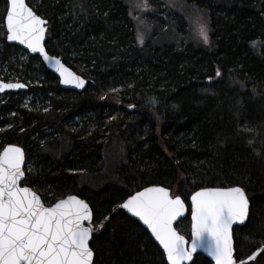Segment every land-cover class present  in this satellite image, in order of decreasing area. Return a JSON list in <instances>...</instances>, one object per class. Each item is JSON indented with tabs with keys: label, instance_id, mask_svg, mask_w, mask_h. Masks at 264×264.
<instances>
[{
	"label": "trees",
	"instance_id": "16d2710c",
	"mask_svg": "<svg viewBox=\"0 0 264 264\" xmlns=\"http://www.w3.org/2000/svg\"><path fill=\"white\" fill-rule=\"evenodd\" d=\"M187 1L209 15L207 49L137 48L119 0L76 7L73 0H27L47 21L46 50L87 80L76 93L62 90L37 57L11 60L20 49L6 44L7 3L0 0V78L27 85L0 98V150L23 149L21 185L45 205L76 195L93 210L94 226L109 216L89 243L93 264H166L148 233L117 209L151 185L184 200L187 216L176 229L187 238L193 192L242 188L250 209L245 225L233 229L234 257L264 246V0ZM78 117L90 124L75 132L67 125ZM111 147L118 151L111 183L83 184V175L104 170ZM33 152L36 172L28 168ZM191 264L212 263L197 254ZM247 264H264V255Z\"/></svg>",
	"mask_w": 264,
	"mask_h": 264
},
{
	"label": "snow or ice",
	"instance_id": "6c2138e0",
	"mask_svg": "<svg viewBox=\"0 0 264 264\" xmlns=\"http://www.w3.org/2000/svg\"><path fill=\"white\" fill-rule=\"evenodd\" d=\"M7 5V41H18L43 56L59 72L61 83L84 87L80 76L45 51L41 42L46 21L26 0H7ZM137 7H147V0ZM198 35L205 44L209 42L206 25L198 26ZM138 40L143 42L139 34ZM24 87L19 82L0 81V92ZM23 164L21 148L9 145L0 152V264H93L89 241L104 223L94 226L93 210L76 195L46 207L35 191L19 186L25 177ZM119 207L147 226L162 246L168 264L192 261L199 248L205 249L216 264H236L230 229L234 222L245 220L248 210V200L240 187L203 188L191 196L190 245L173 226L184 213L185 202L179 195L171 196L167 188L147 187L130 195ZM258 255H264V248L247 260L255 261ZM240 264L247 262L242 260Z\"/></svg>",
	"mask_w": 264,
	"mask_h": 264
},
{
	"label": "rangeland",
	"instance_id": "374dc122",
	"mask_svg": "<svg viewBox=\"0 0 264 264\" xmlns=\"http://www.w3.org/2000/svg\"><path fill=\"white\" fill-rule=\"evenodd\" d=\"M119 1L127 9L129 19L133 26L134 44L137 48H144L148 45L153 48H162L166 46L182 48L191 46L194 49H207V47L210 46L211 28L209 15L205 9L197 7L194 4L189 3L187 0H147V7H137L138 4L143 3V0ZM78 5H80V0H73V6L76 7ZM161 8L163 9L162 12H160ZM57 20L59 21L61 19L57 18ZM201 24L207 26L209 38L207 44H205L198 35V26ZM138 34L142 37V43L138 40ZM26 56H28V54L20 49L19 52L11 54V60L20 63L25 60ZM3 72V76H11L12 74L11 71L6 72L4 70ZM2 78L3 77L1 76L0 79ZM36 79H39L38 81H40L42 80V77L37 74L35 81H37ZM115 91L116 90L114 89V91L111 92ZM30 98L31 96L29 94L24 95L22 97L23 103L28 104ZM111 100L114 105L118 103V99L116 98H112ZM36 106L44 107L45 104L38 100L36 101ZM85 121L86 120H81L78 117L74 119V124L68 123L67 127H69L70 130L77 132L84 128L82 122ZM86 124H90V122L86 121ZM48 133H53L54 135V130L47 129L45 134ZM111 148L110 151H112L108 156L109 159L107 163H105L104 170L93 175H83L81 179L83 184H87L93 189H97L102 186L100 184H103V182L111 183L114 173V160H117L118 157L117 147ZM31 157L28 168L35 170L36 172L41 166H36L34 152ZM45 196L46 195L43 197Z\"/></svg>",
	"mask_w": 264,
	"mask_h": 264
},
{
	"label": "water",
	"instance_id": "95a60500",
	"mask_svg": "<svg viewBox=\"0 0 264 264\" xmlns=\"http://www.w3.org/2000/svg\"><path fill=\"white\" fill-rule=\"evenodd\" d=\"M6 3H7V0H6ZM26 3H27V0H26ZM8 6V5H7ZM7 8V7H6ZM6 16V11H5V15H4V17ZM43 19V18H42ZM45 20V19H44ZM46 21V20H45ZM3 27H4V31H5V41H6V44H8V45H10V46H16V47H18V48H20L21 50H23V51H25L27 54H28V56H31V57H37L39 60H40V62H41V64L43 65V67L45 68V70L46 71H48V72H50L53 76H55V78L57 79V81H58V85H59V87L62 89V90H67V91H72V92H76V93H81L85 88H86V85H87V80L86 79H84L83 77H81L80 75H78V74H76L73 70H71L67 65H65L58 57H56V56H54V55H51L47 50H46V48H45V41H46V34H47V30H48V27H47V21H46V25H45V34H44V38H43V40H42V45H43V47H44V49H45V51L47 52V54L50 56V57H55L56 59H59L63 64H64V66L65 67H67V68H69L72 72H74L76 75H78V76H80L81 77V79L82 80H84L85 81V84H84V87H82V88H77L74 84H63V83H61V77H60V74H59V72H57L56 70H55V67L53 66V65H51V64H49L47 61H45L44 60V58H43V56H41L39 53H32L29 49H27V47L25 46V45H21V44H19V42L18 41H7V39H6V22H5V19L3 18ZM0 81H2V82H6V81H3V80H1L0 79ZM15 82H17V81H14L13 83H15ZM19 83H21V84H24V83H22V82H19ZM25 85V87L24 88H20V89H5L3 92H0V96H3V95H5V94H7V93H21V92H25L26 90H27V85L26 84H24ZM9 145H12V146H16V147H19V146H17V145H13V144H8V145H5L4 147H6V146H9ZM3 147V148H4ZM3 148L0 150V152H2L3 151ZM19 148H21V147H19ZM22 149V148H21ZM22 151H23V149H22ZM23 153H24V151H23ZM24 164H25V156H24ZM24 164L22 165V167L24 168ZM24 180V179H23ZM22 180V181H23ZM22 183V182H21ZM21 183L19 184V186L20 187H25V186H22L21 185ZM27 187V186H26ZM147 187H162V186H156V185H151V186H146V187H143V188H141V189H139L138 191H143L145 188H147ZM233 187H236V186H233ZM165 188V187H164ZM31 189V188H30ZM168 189V188H167ZM203 189V188H202ZM32 190V189H31ZM169 190V189H168ZM201 189H199V190H197V191H200ZM138 191H135L132 195H134L136 192H138ZM197 191H195V192H197ZM195 192H193L191 195H190V197H189V201H188V205H189V209H188V218H189V238H187V237H185V239H186V241H187V244L188 245H190L191 244V196L195 193ZM169 193H170V195H171V192H170V190H169ZM245 193V192H244ZM172 196V195H171ZM245 196H246V194H245ZM67 197V196H66ZM66 197H64V198H66ZM78 197V196H77ZM173 197H175V196H173ZM64 198H62V199H64ZM79 199H81L80 197H78ZM246 198H247V196H246ZM126 199H128V197L126 198ZM125 199V200H126ZM60 200V199H59ZM124 200V201H125ZM248 200V199H247ZM58 201V200H57ZM56 201V202H57ZM123 201V202H124ZM56 202H54L53 204H55ZM122 202V203H123ZM121 203V204H122ZM53 204H51V205H45L46 207H48V206H52ZM120 205V204H119ZM119 205L117 206V209H119V210H122V212H124L128 217H130L131 219H133V220H135L147 233H148V235H149V237L152 239V241L156 244V246L159 248V250H160V252L162 253V255L164 256V261H165V263L166 264H168V262H167V258H166V255H164L163 254V248H162V246H160L159 245V242L158 241H156L155 240V238L151 235V232H150V230L147 228V226L146 225H144L143 224V222L142 221H140L139 220V218L138 217H135V216H133L131 213H129L126 209H122V208H120L119 207ZM249 209H250V204H249V201H248V210H247V216H246V218H245V220L241 223V222H239V221H236V222H234L233 224H232V226H231V229H230V235H231V240H232V247H233V258H234V260H236L235 259V257H234V241H233V236H232V232H233V229L235 228V227H242L243 225H245V223L247 222V219H248V215H249ZM114 210L115 209H113L112 210V214L114 213ZM187 216V206H186V204H185V211H184V213L182 214V216L181 217H179L178 219H177V221H175L174 222V228L176 229V225L177 224H179V222L181 221V220H183L185 217ZM107 217H109V216H107ZM109 220V219H108ZM105 221V220H104ZM104 221H103V223H104ZM107 221V220H106ZM99 225V224H98ZM101 229H99V231H100ZM177 230V229H176ZM99 231H97V232H94L93 234H92V236L93 235H95V234H98L99 233ZM177 232L179 233V234H181L178 230H177ZM181 235H183V234H181ZM92 238V237H91ZM91 238H90V241H91ZM90 241H89V243H90ZM261 248H264V246H261L260 248H258L255 252H257L259 249H261ZM197 254H200V255H202L204 258H206L208 261H210L212 264H216V261H215V259L212 257V256H210L209 254H208V252L205 250V249H203V248H199V249H197V251L193 254V258H194V256H196ZM248 258V257H247ZM247 258H245V259H243V261H246L247 263H249V262H251V261H248L247 260ZM93 259H94V256H93ZM192 261H193V259H192ZM192 261H188V262H184V264H191L192 263ZM240 261H242V260H239V261H237L236 260V264H240Z\"/></svg>",
	"mask_w": 264,
	"mask_h": 264
}]
</instances>
